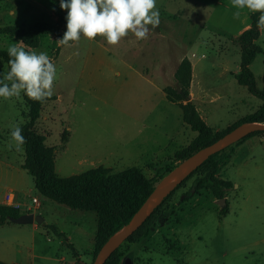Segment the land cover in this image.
I'll return each mask as SVG.
<instances>
[{
    "label": "rangeland",
    "instance_id": "rangeland-1",
    "mask_svg": "<svg viewBox=\"0 0 264 264\" xmlns=\"http://www.w3.org/2000/svg\"><path fill=\"white\" fill-rule=\"evenodd\" d=\"M157 7L159 27L145 40L129 32L116 45L97 36L91 41L86 37L70 41L72 46L66 47L55 42L67 30L60 20L67 16L60 0H0L1 50L22 41L4 29L20 27L30 33L34 30L28 28L44 25L34 33L37 46L24 42L23 46L47 52L57 69L54 94L43 102L35 129L54 150L55 172L60 178L104 167L112 173L139 168L151 179L174 169L179 162H174L173 153L197 135L182 122L179 105L168 101L163 92L165 87L178 89L175 66L183 57L192 61L196 77L200 73L196 105L206 124L218 130L217 135L262 106L263 101L250 97L248 88L238 85L233 76L240 67L239 32L250 24L252 13L243 9L240 18L234 19L238 9L231 0H157ZM256 46L260 53L251 69L260 85L264 30ZM7 71L0 61V79ZM262 84L256 88L264 90V78ZM28 121L23 92L19 99L0 98V195L13 190L16 199L26 205L25 213L34 215L44 209L42 218L49 226H60L66 238L68 233L72 236L68 242L49 226L40 227L55 258L46 264H67L58 263L57 258L64 256L68 262L74 257L73 250L79 264H92L97 218L96 227L91 225L87 238L82 239L73 219L57 208L64 206L46 202L21 168L24 149L7 148L10 126L21 127ZM255 137L237 145L233 153L229 146L220 155L218 177L233 184L226 192V215L220 213L219 200L210 190L183 202L194 177L167 203L165 223L152 228L139 243L123 247L120 264H264V141ZM33 198L41 203L40 210L34 208Z\"/></svg>",
    "mask_w": 264,
    "mask_h": 264
},
{
    "label": "trees",
    "instance_id": "trees-1",
    "mask_svg": "<svg viewBox=\"0 0 264 264\" xmlns=\"http://www.w3.org/2000/svg\"><path fill=\"white\" fill-rule=\"evenodd\" d=\"M260 13L252 14L250 17L249 28L243 31L239 36L240 42V71L234 77L238 85L245 86L248 91L263 101L259 110L250 114L234 125L225 129L217 135L206 122L199 116L194 105L191 102L183 104L189 96V86L191 82L192 66L187 58H184L175 72V80L178 89L165 87L166 98L179 105L182 111V117L185 124L197 133V136L191 143L173 155L174 162H181L191 156L193 153L202 149L239 125L246 123H264V90L256 88V82L250 65L260 53L256 46L261 30L257 28V21ZM63 24H67L66 19H60ZM44 25H36L27 30H34L26 33V29L20 27H10L4 29L20 38L29 47L37 46V37L34 33ZM7 51L0 49V61L4 62L8 71ZM264 64V63H263ZM264 78V75H263ZM23 99L28 107L29 121L22 128V134L26 139L23 146L25 160L22 169L25 170L33 179L36 191L44 198L51 200L59 205L66 206L72 210L93 213L97 218L98 233L95 240L96 254L102 246L125 224H127L149 194L153 191L159 180L172 169L169 168L165 173L159 174L151 179L147 178L143 170L139 168H129L118 173H112L104 167H97L87 170L81 174L72 175L67 178H60L55 172L54 150L45 143L46 137L38 133L35 129L36 122L39 120L43 103L29 99L23 93ZM262 135L264 132L252 133L234 145L229 147L231 153L234 148L243 143L250 137ZM226 150L216 153L209 157L200 167L190 174L178 187L172 191L162 203L155 209L145 223L124 242L106 261L105 264H120L122 249L128 244H137L148 236L150 230L161 226L166 222L168 216L165 207L175 191L185 186V184L195 177L190 186L189 193L185 195L184 201L199 195L204 190H210L218 200L225 199L227 190L233 188L230 181L218 177L221 158ZM222 215L228 213L227 205L220 210ZM19 210L0 206V226L13 219L20 217ZM99 220V222H98ZM44 225V224H43ZM55 233V226H49ZM60 238H67L64 234L58 233ZM76 261L72 264H79V255L73 250ZM96 256V255H95ZM95 258V257H94ZM94 260V259H93Z\"/></svg>",
    "mask_w": 264,
    "mask_h": 264
},
{
    "label": "clouds",
    "instance_id": "clouds-1",
    "mask_svg": "<svg viewBox=\"0 0 264 264\" xmlns=\"http://www.w3.org/2000/svg\"><path fill=\"white\" fill-rule=\"evenodd\" d=\"M234 19L241 11L260 13L257 28L264 30V0H231ZM60 8L67 11L66 31L55 41L58 45L71 47L82 37L89 41L97 36L106 38L109 45H116L121 38L133 33L138 40H145L151 30L159 27L160 15L157 0H60ZM23 41L12 43L7 49L10 70L0 79V98L19 99L23 92L29 99L45 102L54 94L57 69L45 51L25 50ZM9 151L20 152L26 144L22 128L10 126Z\"/></svg>",
    "mask_w": 264,
    "mask_h": 264
},
{
    "label": "crops",
    "instance_id": "crops-1",
    "mask_svg": "<svg viewBox=\"0 0 264 264\" xmlns=\"http://www.w3.org/2000/svg\"><path fill=\"white\" fill-rule=\"evenodd\" d=\"M248 28H249V25L246 28H244L243 30H241L239 32V35ZM192 57H195V55L193 54ZM184 58L188 59V57H183L178 62H176L175 72L177 71L180 63L182 62V60ZM189 61H190L191 66H192L191 82H190V86H189V96H190L189 102H191L194 105L199 116L206 122V117L204 116V114H202L201 109L199 107H197V105H196L195 88H196V86L199 85L200 73H198V75L196 77V75L194 74L193 63L191 60H189ZM252 64L250 65V69L252 68ZM158 71H160V74L163 77V74L161 73L162 68L159 67ZM239 71H240V67H239L238 71H236L233 74V76L235 77L239 73ZM251 71H252V69H251ZM146 75H148V74H146ZM263 75H264V71H263L262 76H261L260 85L257 82L256 76L254 75L256 86L258 89H261L263 87V84H262ZM139 76H140V74H139ZM142 76L145 78L144 75H142ZM142 76H140V77L143 78ZM174 76H175V73H174ZM174 79H175V77H174ZM175 85H177L176 80H175ZM164 95H165V93H164ZM250 97L257 98L254 95H250ZM259 102H260V100H259ZM256 110H254L250 114H253L254 112H256ZM250 114H248V115H250ZM248 115H246V116H248ZM246 116H243L242 118H244ZM181 119H182V122L184 123L183 117H181ZM238 121H236V122H238ZM236 122H234L231 125H228L227 127L234 125ZM185 125L188 126L187 124H185ZM214 131H218V130H214ZM250 140L251 139L246 140L243 144L250 142ZM255 140H257V141L259 140L260 143H262V141H264V137L262 135H257V137H255ZM188 145H186L185 147H187ZM182 148H184V147H182ZM182 148H180V149H182ZM176 151H178V150H176ZM174 153H173V155H174ZM8 191H13V190H8ZM5 193L6 192H4L3 194L0 195V206H5L4 205V194ZM44 200L48 203L53 204L52 203L53 201H51V200H48L46 198H44ZM37 201H38V205H34V208L40 210L42 208V205L38 199H37ZM16 202L20 205V208H19L20 214L21 215L27 214V213H25L26 211L24 212V210H23L24 208H26V210H27L26 205L17 199H16ZM57 208H59V211H61L60 213L62 215H64V217H66V218L70 217L71 219H73L72 224L74 223L75 229L80 231L81 235H83V237H81L82 239H84V237L87 238L86 235L89 234V231L91 229V225L93 226V228L96 227V216H95V214L92 215L91 213L81 212L78 210H72L66 206H64V207L59 206ZM45 211L46 210L41 209V211H39V213L34 214V215L35 216L39 215L42 217V215L45 213ZM43 224L46 227L50 225L49 223L45 222L44 218H43V223L41 225L37 224L36 222H32L29 224H16L12 221L6 222L5 224L1 225L0 226V264H46L45 262H47L48 260L51 262L55 261L53 252L51 251V246L48 244L49 239H45L44 233L41 232L40 227L43 226ZM51 226H55L58 233L66 234V232L63 230V228H61L60 226H56L53 224ZM67 240H68V242L72 241V236L69 233L67 234ZM58 244L63 245V242H59ZM57 259H58L57 260L58 263H65L66 262L67 264H72L75 262L74 257L71 258L70 260H68V262H67V258H65L64 256H61L60 258H57ZM51 262H49L48 264H51Z\"/></svg>",
    "mask_w": 264,
    "mask_h": 264
},
{
    "label": "water",
    "instance_id": "water-1",
    "mask_svg": "<svg viewBox=\"0 0 264 264\" xmlns=\"http://www.w3.org/2000/svg\"><path fill=\"white\" fill-rule=\"evenodd\" d=\"M189 100L190 96L185 99L186 102H189ZM255 132H264V123H246L239 125L212 144L199 149L185 160L179 162L174 169L159 180L153 191L135 212L130 221L122 226L102 246L92 264H105L111 255L145 223L162 201L190 174L207 161L209 157ZM218 204L221 208H224L226 206V199L219 200ZM11 221L16 224L36 222L41 225L43 218L33 214H24ZM124 262V264H127L126 261Z\"/></svg>",
    "mask_w": 264,
    "mask_h": 264
},
{
    "label": "built area",
    "instance_id": "built-area-1",
    "mask_svg": "<svg viewBox=\"0 0 264 264\" xmlns=\"http://www.w3.org/2000/svg\"><path fill=\"white\" fill-rule=\"evenodd\" d=\"M32 203L34 205H38V201L36 198L32 199ZM4 205L6 207H10L16 210H19L20 205L16 202V196L13 191H7L4 194Z\"/></svg>",
    "mask_w": 264,
    "mask_h": 264
}]
</instances>
